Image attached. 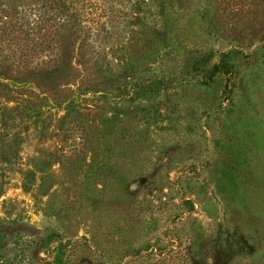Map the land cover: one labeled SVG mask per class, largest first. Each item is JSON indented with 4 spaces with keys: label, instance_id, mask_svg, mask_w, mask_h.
Here are the masks:
<instances>
[{
    "label": "rangeland",
    "instance_id": "374dc122",
    "mask_svg": "<svg viewBox=\"0 0 264 264\" xmlns=\"http://www.w3.org/2000/svg\"><path fill=\"white\" fill-rule=\"evenodd\" d=\"M174 11L167 39L131 20L72 79L1 70V219L59 233L81 264H140L157 241L264 264V0Z\"/></svg>",
    "mask_w": 264,
    "mask_h": 264
},
{
    "label": "trees",
    "instance_id": "16d2710c",
    "mask_svg": "<svg viewBox=\"0 0 264 264\" xmlns=\"http://www.w3.org/2000/svg\"><path fill=\"white\" fill-rule=\"evenodd\" d=\"M175 1L0 0V74L2 70L8 75L31 72L40 76L55 74L62 79L77 77L86 71L85 64L91 59L109 57L111 47L106 46V41L114 32L126 31L125 25L131 20L151 33L154 42L160 43L167 39L173 15L179 13H172ZM118 61L122 63L121 59ZM222 71L228 69L213 63L210 77ZM158 83L154 86L156 90L163 87ZM68 244L57 232L0 218V264H81L72 260ZM85 246L91 247L84 240L79 248ZM102 256L103 264H113L105 254ZM232 258L231 253L222 264L232 263ZM127 261L201 264L180 248L167 249L158 241L133 250ZM205 264L220 263L215 258L213 263Z\"/></svg>",
    "mask_w": 264,
    "mask_h": 264
}]
</instances>
